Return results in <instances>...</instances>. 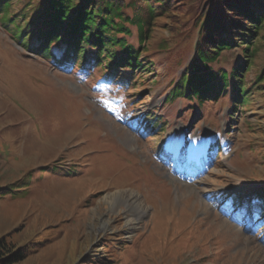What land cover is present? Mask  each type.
<instances>
[{
  "label": "rangeland",
  "instance_id": "obj_1",
  "mask_svg": "<svg viewBox=\"0 0 264 264\" xmlns=\"http://www.w3.org/2000/svg\"><path fill=\"white\" fill-rule=\"evenodd\" d=\"M37 2L11 1L9 16L31 19ZM13 29L0 21V238L30 252L15 264H264L253 198L264 188V93L245 111L227 96L167 103L196 33L165 18L143 47L150 72L113 77L91 58L62 65L56 44L35 54L33 28L27 47ZM257 49L249 85L264 70V33ZM240 62L225 52L212 69Z\"/></svg>",
  "mask_w": 264,
  "mask_h": 264
},
{
  "label": "trees",
  "instance_id": "obj_2",
  "mask_svg": "<svg viewBox=\"0 0 264 264\" xmlns=\"http://www.w3.org/2000/svg\"><path fill=\"white\" fill-rule=\"evenodd\" d=\"M11 1L20 0H0V21L14 27V38L25 47L29 30L26 28L31 26L36 41L34 48L28 49L52 56L51 46L56 44L63 51L59 62L62 65H83L91 58L95 66L107 62L104 67H111V77L122 69L149 73L152 65L143 61V47L155 20L165 18L174 29L196 33L194 55L167 94V103L181 98L202 106L227 96L232 112L237 108L245 111L257 92L264 93V70L257 72L250 85L246 80L253 69L257 42L264 33V0H37L25 7V13L31 12V19L23 14L12 19L15 15L9 16ZM128 10L131 16L127 15ZM22 21L26 22L24 29ZM132 30L136 32L137 46L126 39ZM230 51H238L241 62L230 72H214L212 66ZM233 117L236 115L232 114L231 121ZM148 118L144 122L155 121V116ZM209 150L211 154L218 153L221 145H211ZM219 157L215 156L217 162ZM238 198L233 197L234 204ZM253 198L258 201L260 207L256 211L263 218L264 188L258 189ZM29 254L26 246L15 247L8 236L0 238V264H15Z\"/></svg>",
  "mask_w": 264,
  "mask_h": 264
},
{
  "label": "bare ground",
  "instance_id": "obj_3",
  "mask_svg": "<svg viewBox=\"0 0 264 264\" xmlns=\"http://www.w3.org/2000/svg\"><path fill=\"white\" fill-rule=\"evenodd\" d=\"M119 194H120V193H119ZM116 195H118V194H115V196H116ZM109 197H110V196H109ZM132 199H134L133 201L136 203V205H137L138 208H141L142 210H145L144 207H143V204L139 202L140 200H138V199L135 198L134 196H132Z\"/></svg>",
  "mask_w": 264,
  "mask_h": 264
}]
</instances>
